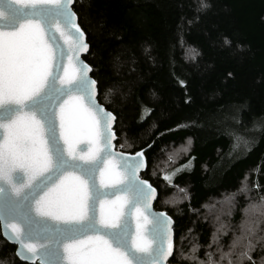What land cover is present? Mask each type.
I'll use <instances>...</instances> for the list:
<instances>
[{
    "label": "trees",
    "instance_id": "1",
    "mask_svg": "<svg viewBox=\"0 0 264 264\" xmlns=\"http://www.w3.org/2000/svg\"><path fill=\"white\" fill-rule=\"evenodd\" d=\"M205 2L74 0L73 11L98 101L116 118V149L145 150L141 178L174 222L171 263L207 264L212 253L228 264L221 251L241 236L251 208L250 255L264 264V0ZM234 135L248 144L234 147ZM176 149L186 152L170 159ZM219 201L223 209L208 214ZM240 251L233 264H252ZM0 264H25L1 230Z\"/></svg>",
    "mask_w": 264,
    "mask_h": 264
},
{
    "label": "snow or ice",
    "instance_id": "2",
    "mask_svg": "<svg viewBox=\"0 0 264 264\" xmlns=\"http://www.w3.org/2000/svg\"><path fill=\"white\" fill-rule=\"evenodd\" d=\"M73 3L0 0V230L19 246L17 256L39 264H164L171 219L150 213L144 230L156 190L136 175L143 150L131 158L112 151L115 116L97 102V82L80 59L88 44ZM234 140V147L248 144L240 135ZM98 171L106 190L96 184ZM111 184L120 187L108 191ZM117 192L126 196L106 199ZM133 209L135 233L128 227ZM255 232L250 225L220 259L233 264L239 247L238 256L252 261ZM206 255L207 264H218Z\"/></svg>",
    "mask_w": 264,
    "mask_h": 264
},
{
    "label": "water",
    "instance_id": "3",
    "mask_svg": "<svg viewBox=\"0 0 264 264\" xmlns=\"http://www.w3.org/2000/svg\"><path fill=\"white\" fill-rule=\"evenodd\" d=\"M73 4H74V3H73ZM71 7H72V10H73V5H71ZM77 23H78V19H77ZM81 30H82V29H81ZM84 39H85V41H86V36H84ZM62 42H63V41H62ZM86 42H87V41H86ZM88 51H89V45H88V50H87V51H82V52H80V59H81V60L83 61V63L86 64V65H88V64L85 62L84 58H85V56L88 54ZM88 66H89V65H88ZM89 67H90V66H89ZM90 68H91V67H90ZM87 75H88L92 80H94V79L92 78V76H91V75H92V70H91L90 72H88ZM96 100H97V102L99 103V101H98V89H97V88H96ZM99 104H100V103H99ZM100 105H101V104H100ZM101 106H102L106 111H108L103 105H101ZM108 112H110V111H108ZM115 122H116V118H115V120H114L113 123H112L113 131H114V127H115ZM114 133H115V132H114ZM116 141H117V138H116V135H115V139H113V140L111 141V143L114 145V148L112 149V151H115V152H118V153H122L123 156H124L125 158H131V157H134L135 154H127V153H123V152L117 150V149H116ZM143 152H144L145 166L142 167V168H140V169H138L137 172H136V175L139 177L140 180H144L143 178H141V174L146 170V167H147L146 158H145V150H143ZM109 159H114V158H111V157H110ZM117 163H119V162L117 161ZM100 167L103 168V167H104L103 164H101ZM117 171H120V172L123 174V170L120 169L119 167L117 168ZM109 179H111V177H110L108 174H106V175H105V180H109ZM100 181H101V176H100V172L98 171V172L96 173V184H97L98 187H101V183H100ZM147 182H148V181H147ZM148 184H149V182H148ZM116 187H120V185H118V184H111L107 190H108V191H111L113 188H116ZM153 188H154V187H153ZM154 189H155V188H154ZM101 190L103 191V190H106V189H104L103 187H101ZM155 190H156V189H155ZM119 196H126V194H125V193L117 192L115 195H111V196H109V197H106V199H108V200H116L117 197H119ZM157 198H158V192H157V190H156L155 196H154V197H151V196H150L149 201H148L150 207H149V210H148L147 212H145V215L148 216V220H149V223L146 224V225H144V230H145V232H147V230H148L149 228H151V226H152V225H151L152 216L150 215V213H156V214L163 213L165 217L170 218L165 212H163V211H158V210H156V209L154 208V204H155V202L157 201ZM141 209H142V211H143V207H142V206H141ZM170 219H171V218H170ZM128 222H129V223H128V227H129V229H130L133 233H135L136 224H137V218H136V216H135V209H133V210L131 211V214L128 216ZM165 224H166V221H165ZM173 228H174V222H173V220L171 219V224H166V229H167V231L170 233V236H171V242H172V246H173V247H172V254H171L170 256H168L167 261H165L164 264H174V263H171V259H172L173 252H174V232H173ZM1 235H2V238H3V239H4L9 245L15 247V255H16V251H17V248H18L19 246H18L17 244H14L13 242L9 241L8 239H6L5 236L3 235L2 230H1ZM165 248H167V240H165ZM16 258H17L20 262L25 263V264H39V261H38V260H37V261H32V260H28V259H22V258H20V257L17 256V255H16Z\"/></svg>",
    "mask_w": 264,
    "mask_h": 264
},
{
    "label": "rangeland",
    "instance_id": "4",
    "mask_svg": "<svg viewBox=\"0 0 264 264\" xmlns=\"http://www.w3.org/2000/svg\"><path fill=\"white\" fill-rule=\"evenodd\" d=\"M186 150L185 149H176L172 152H169L168 153V157H170V159H174L178 154L180 153H184L185 154ZM173 174V173H172ZM172 174H167V176L170 178V176ZM215 207H218V208H215ZM219 209L220 211L223 209V206H222V202L219 201V202H215L214 204V207H211L209 210L207 209V213L208 214H211L210 212L214 211ZM251 208H249L248 210L244 211V217H243V220L241 221V233L244 232L245 230H247V228L251 225V219H249V211H250ZM258 212L261 216L264 214V202H262L260 204V206L257 208ZM214 213V212H213ZM212 213V215H213ZM250 254V253H249ZM244 260H247V258H242L241 262L244 261Z\"/></svg>",
    "mask_w": 264,
    "mask_h": 264
}]
</instances>
